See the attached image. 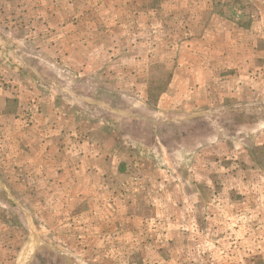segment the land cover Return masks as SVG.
<instances>
[{
	"label": "rangeland",
	"instance_id": "374dc122",
	"mask_svg": "<svg viewBox=\"0 0 264 264\" xmlns=\"http://www.w3.org/2000/svg\"><path fill=\"white\" fill-rule=\"evenodd\" d=\"M255 76L264 77V0H0V236L11 237L21 264H264V243L215 244L206 225L182 258L154 250L143 258L136 244L118 252L131 235L100 227L107 211L86 209L73 224L46 210L30 163L34 127L51 108L96 124L87 137L129 142L135 151L159 137L194 139L191 152L200 157L216 124L238 133V124L264 119V104H242L230 92ZM190 77L224 79L207 81L212 104L179 119L180 130L156 127L174 118L160 107L173 80ZM143 170L119 165V198L143 192ZM249 183L264 199V182ZM249 249L259 254L249 259Z\"/></svg>",
	"mask_w": 264,
	"mask_h": 264
},
{
	"label": "crops",
	"instance_id": "0c3cea01",
	"mask_svg": "<svg viewBox=\"0 0 264 264\" xmlns=\"http://www.w3.org/2000/svg\"><path fill=\"white\" fill-rule=\"evenodd\" d=\"M253 64L250 61L249 67ZM242 67L238 66L234 77ZM223 79L195 81L190 77L188 84L185 79L175 78L160 101L161 109L174 118L156 127L180 130L179 119L204 113L205 107L212 104L208 82ZM240 84L237 92L230 91L237 93L239 102L264 104L263 76H255L248 85L240 80ZM181 104L185 105L182 109ZM49 111L46 122L34 127L37 135L31 144L30 163L37 172L32 176L36 186L33 190L46 196V210L65 216V223L74 224L86 209L107 211L108 219L98 225L111 228L114 235H131V240L125 238L120 243L118 252L136 244L143 258L151 257L152 250L159 256L165 252L169 258L184 257L191 242L204 238V225L212 232L207 239L215 244L251 242L256 249L264 243V199L256 196L260 192L249 183L254 178L264 182V119L238 124V133L224 122L216 124L198 146L202 152L198 157L191 152L193 147L197 149L194 139L171 141L159 137L152 143L143 141V150L135 151L129 142L124 145L122 140L119 144L118 140L87 137L97 129L96 124L73 116L77 111ZM73 132L79 133L76 139ZM249 138L251 144L245 141ZM172 142L174 148L169 145ZM121 163L143 167L147 187L138 196H126L124 200L118 197V185L125 176L119 175ZM46 225L55 224L49 221ZM161 239L170 245H159ZM15 246L10 236H0V264H21ZM109 253L118 256L112 249ZM248 253L249 259L259 254L252 249Z\"/></svg>",
	"mask_w": 264,
	"mask_h": 264
}]
</instances>
